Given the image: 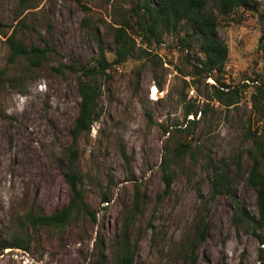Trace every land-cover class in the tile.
<instances>
[{
    "label": "rangeland",
    "instance_id": "374dc122",
    "mask_svg": "<svg viewBox=\"0 0 264 264\" xmlns=\"http://www.w3.org/2000/svg\"><path fill=\"white\" fill-rule=\"evenodd\" d=\"M137 3L0 0V245L18 237L30 246L0 250V264H98L101 235L107 264H116L117 239L137 190L141 208L131 226L133 239L141 237L136 264H191L188 239L203 215L209 230L196 248V264H260L264 246L251 227H237L234 216L235 201L258 216L247 181L249 151L256 150L249 132L264 138V98L259 109L253 99L257 87H264V0L220 17L218 33L229 56L212 77L195 71L204 55L196 41L180 43L185 29L166 33L162 43L142 39L132 17ZM121 27L134 39V53L98 77L97 120L73 147L97 222L82 215L65 228L34 227L27 214H53L73 197L65 173L80 112L79 78L84 67L96 64L101 48L114 63ZM13 33L28 47L53 51L40 67L21 57L12 61ZM217 79L230 86L225 92L236 95L235 105L217 101ZM180 144L188 152L172 165L177 175L171 193L159 199L165 189L162 164ZM225 165L231 169L230 192L211 198L214 168ZM107 196L112 201L103 203Z\"/></svg>",
    "mask_w": 264,
    "mask_h": 264
},
{
    "label": "trees",
    "instance_id": "16d2710c",
    "mask_svg": "<svg viewBox=\"0 0 264 264\" xmlns=\"http://www.w3.org/2000/svg\"><path fill=\"white\" fill-rule=\"evenodd\" d=\"M28 1L30 0H22L23 3H27ZM210 1L215 3L217 14L213 9L208 11ZM253 3L254 0H138L137 5L133 9L132 17L136 19V23L141 29L139 36L147 42L154 40L157 43H162L166 33L176 34L185 29V34L179 37L180 43L189 47L190 39L196 41L200 52L204 55L199 64L194 66L195 71L207 77H212L214 73L223 71L229 56L228 45L221 39L218 33L220 17H227L238 8L252 10ZM129 23L127 22L126 26L134 30ZM116 33L117 58L114 63L108 61L105 50L101 48V54L96 64L84 67L79 78L80 112L72 129L73 143L72 148L68 149L70 153V166L68 172L65 173V178L71 187L73 197L68 206L53 214H27L26 219L34 227L65 228L71 221L78 219L82 215H87L94 222H97V213L91 209L84 198L82 175L75 168L79 152L76 148L73 149V147L78 146L83 134L91 132L93 124L97 120L99 100L101 98V87L98 83V77L108 76V70L111 67L124 64L134 53L136 44L134 39L128 34L126 28H118ZM8 42L11 47L12 61L20 57L25 58L34 67H40L47 60L49 53L53 51L49 47H28L17 39L16 33L10 36ZM261 45L264 48V36L261 40ZM218 81L222 86L220 88L215 87L214 93L217 101L226 107L235 105L237 103L236 95L233 92H230V94L225 92L230 86L220 82V80ZM263 98L264 87L258 86L257 93L253 96L257 109H259ZM191 112L188 111L186 117ZM197 114L198 112H196ZM190 123L193 124V121ZM249 134L252 137L256 150L249 151L253 165L249 172L247 184L256 193L258 216L255 217L248 214L246 209L235 201L237 212L235 213L234 221L235 225L239 228L244 225L251 227L253 233L259 238L260 244L264 246V156L262 154L264 138L262 135L258 136L257 132L250 131ZM188 148V145L180 144L175 148L172 157L166 156L162 164L165 189L162 196H159V199L167 197L171 193L173 182L177 175V170L172 169V165L178 164L179 161L185 159ZM230 174L231 169L229 165H225L224 167L216 166L214 168L212 181L213 194L211 198H215L217 195L225 192H230ZM112 199V197L107 196L103 199V203H110ZM140 208L141 195L140 191L137 190L133 208L128 214L122 232L117 239L116 264H136L141 237L138 236L135 240L133 239L131 226ZM204 211H206V208ZM194 228L195 232L193 236L188 239L192 254L191 264L197 263L198 255L195 253L196 248L207 239L209 230L208 217L206 215L199 216ZM29 247V243H24L20 238L16 237L9 243H2L0 250L11 248L28 251ZM97 247L99 250L98 264H107L106 241L102 235L97 240ZM258 257L260 264H264V247L259 249Z\"/></svg>",
    "mask_w": 264,
    "mask_h": 264
}]
</instances>
